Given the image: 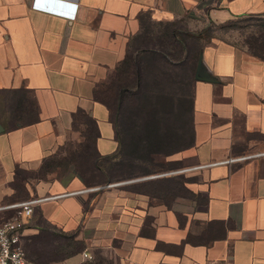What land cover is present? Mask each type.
<instances>
[{"label":"crops","instance_id":"0c3cea01","mask_svg":"<svg viewBox=\"0 0 264 264\" xmlns=\"http://www.w3.org/2000/svg\"><path fill=\"white\" fill-rule=\"evenodd\" d=\"M34 3L0 0V225L1 208L51 198L24 232L28 261L264 264V155L239 161L264 154V61L245 48L203 40L186 101L181 75L160 83L161 120L148 137L172 144L144 160L163 155L174 167L133 182L143 191L124 195L114 176L87 184L71 159L91 155L86 117L99 130L92 156L119 153L104 99L147 24L179 23L197 35L264 17V0H39L61 15ZM23 171L34 177L20 181L17 198Z\"/></svg>","mask_w":264,"mask_h":264},{"label":"trees","instance_id":"16d2710c","mask_svg":"<svg viewBox=\"0 0 264 264\" xmlns=\"http://www.w3.org/2000/svg\"><path fill=\"white\" fill-rule=\"evenodd\" d=\"M261 19L254 25L244 46L249 53L264 61V17ZM208 32L209 27L192 35L179 23H152L147 24L130 44L127 58L119 67L104 99L120 143L119 153L110 157L92 156L99 136L98 125L91 118L84 120L87 125L85 146L91 151L89 161L94 165L91 171L92 174L101 175L103 183L110 182L112 172L121 165H144L147 163L144 156L149 151H160L163 145L167 147L172 144L148 137L157 133L161 120L158 116L161 112L159 101L163 98L160 83L176 80L175 74L180 76L184 70L190 73L189 77L195 72L204 47L201 41L207 39L208 42L214 38L207 36ZM189 39L197 41L199 46L196 53H193ZM82 178L88 184L86 177Z\"/></svg>","mask_w":264,"mask_h":264},{"label":"rangeland","instance_id":"374dc122","mask_svg":"<svg viewBox=\"0 0 264 264\" xmlns=\"http://www.w3.org/2000/svg\"><path fill=\"white\" fill-rule=\"evenodd\" d=\"M258 20H262L261 17H257V16H246V17H242V18H237L234 19L233 21H231L228 24H223V25H217L214 24L212 26L209 27V32L207 34V36L209 37H214L216 39H221V40H225L228 42L233 43L234 45H236L237 47L243 49L246 47L245 45V41L247 40L249 34L254 30L253 27L254 25L257 24ZM253 29V30H252ZM154 32V30H153ZM207 41V39H206ZM189 44H192V48H194V52L197 51L198 49V44L197 41L195 39H189ZM201 44H204V42L201 41ZM165 72V71H164ZM173 74V73H172ZM188 71L184 70V73L181 74L182 76V80H183V84H184V94H185V101L186 99V95H188V93L191 91V81H190V77H189ZM166 75V74H165ZM164 75V76H165ZM174 75V74H173ZM161 76V74H160ZM164 78V77H163ZM184 144L187 143L186 140H183ZM67 150L69 152H76L78 153L80 149H78V147H76L75 145H69ZM71 159H77V163H78V169L81 170V172L78 174L79 176H85L86 179L88 180L89 184H94V183H101L103 182V178L101 175L94 173L92 174V169L90 167V162H89V157L88 158H84V157H72ZM153 164H140V163H135L134 165L132 164V166H124L121 165L120 168H118L117 170H115L114 172H112L111 176H114L116 179H118L117 183L120 184H126L125 186L121 187L122 190H124L125 194L124 195H128L127 192L129 190L131 191H143V185L142 182H138V183H133V182H137V181H141L145 178H150V177H158L161 176L163 174H165L166 169H168L169 167H174L173 164L169 165L167 164L166 158L163 155H154L152 158ZM129 168V169H128ZM152 172H154L152 174ZM148 173V174H146ZM131 175V176H130ZM33 175L28 174L26 172H21L18 174V178L19 180L17 181L16 185L18 186V192H17V198H24V193H23V189L21 188V184L22 180L24 179H28L29 177H31ZM34 177V176H33ZM133 184V185H132ZM21 201H25V200H20L17 202H21ZM17 202H13L11 204H15ZM6 214H5V218L3 220V222L5 220L10 219L13 215H14V211L13 210H6ZM58 241L61 244H66V240L64 241V239H58ZM73 241V242H72ZM68 243V241H67ZM71 246L73 248L74 251H83V243L80 241H74L73 239L71 240ZM24 247V244H23ZM95 261L97 262H101V263H106V261H103L102 257L100 256L98 259H96Z\"/></svg>","mask_w":264,"mask_h":264},{"label":"built area","instance_id":"2783aa9c","mask_svg":"<svg viewBox=\"0 0 264 264\" xmlns=\"http://www.w3.org/2000/svg\"><path fill=\"white\" fill-rule=\"evenodd\" d=\"M33 7L59 15L63 13L61 10H55L40 4L39 0H35ZM263 155L256 154L239 158V161L249 160ZM234 161L238 160H231L229 163ZM48 199L51 198L27 200L1 208L2 210H13L15 213L10 219L5 220L0 225V264H32L28 261L23 247L24 232L34 217L36 207Z\"/></svg>","mask_w":264,"mask_h":264},{"label":"water","instance_id":"95a60500","mask_svg":"<svg viewBox=\"0 0 264 264\" xmlns=\"http://www.w3.org/2000/svg\"><path fill=\"white\" fill-rule=\"evenodd\" d=\"M1 130V129H0Z\"/></svg>","mask_w":264,"mask_h":264}]
</instances>
